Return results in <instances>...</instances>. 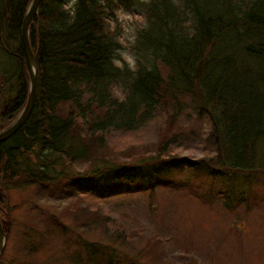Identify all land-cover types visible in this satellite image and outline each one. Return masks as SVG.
<instances>
[{
	"label": "trees",
	"instance_id": "1",
	"mask_svg": "<svg viewBox=\"0 0 264 264\" xmlns=\"http://www.w3.org/2000/svg\"><path fill=\"white\" fill-rule=\"evenodd\" d=\"M32 1L0 0V95L7 83L17 89L2 106L0 130L29 95L21 36ZM65 2L42 0L31 24L37 98L29 120L0 144V188L67 183L101 196L152 189L160 175L190 164L213 177L264 170V0H78L73 24ZM136 6L148 27L132 48L133 73L112 65L118 33H106L104 20ZM190 109L208 118L209 161L179 153L189 132L180 118ZM158 120L150 154L102 152L112 134ZM79 162H89L88 173L73 172Z\"/></svg>",
	"mask_w": 264,
	"mask_h": 264
},
{
	"label": "rangeland",
	"instance_id": "2",
	"mask_svg": "<svg viewBox=\"0 0 264 264\" xmlns=\"http://www.w3.org/2000/svg\"><path fill=\"white\" fill-rule=\"evenodd\" d=\"M131 12L142 15L139 6ZM4 87L0 113L17 90ZM114 91L123 95L119 85ZM180 119L189 132L179 153L209 161L216 153L208 118L190 109ZM156 122L112 134L102 152L150 154ZM73 172L88 173L89 162ZM152 187L101 196L67 183L0 188L8 229L0 264H264V170L213 177L190 164L160 175Z\"/></svg>",
	"mask_w": 264,
	"mask_h": 264
},
{
	"label": "clouds",
	"instance_id": "3",
	"mask_svg": "<svg viewBox=\"0 0 264 264\" xmlns=\"http://www.w3.org/2000/svg\"><path fill=\"white\" fill-rule=\"evenodd\" d=\"M77 3L78 0H66L62 4L61 10L67 14L69 24L75 23ZM173 3L180 6V0H173ZM113 14L104 20L106 33H117L119 29V34L115 36V42L119 47L115 49L111 63L115 68L122 71L127 66L130 72L135 73L138 70L137 56L131 49L136 45L139 31L148 27L147 19L143 15L131 12L124 7L115 9Z\"/></svg>",
	"mask_w": 264,
	"mask_h": 264
},
{
	"label": "water",
	"instance_id": "4",
	"mask_svg": "<svg viewBox=\"0 0 264 264\" xmlns=\"http://www.w3.org/2000/svg\"><path fill=\"white\" fill-rule=\"evenodd\" d=\"M42 0H33L29 6L27 14L23 20L22 26V48L23 54L25 58L26 67L30 77V89L29 95L27 99V103L17 117V119L11 123L8 127L2 129L0 131V144L7 141L13 135H15L29 120L31 117L33 110L35 108L36 98H37V90H38V82H39V67L37 57L34 54L31 43H30V27L31 24L39 12L40 4ZM7 221H2L0 218V256L2 255L7 238Z\"/></svg>",
	"mask_w": 264,
	"mask_h": 264
}]
</instances>
